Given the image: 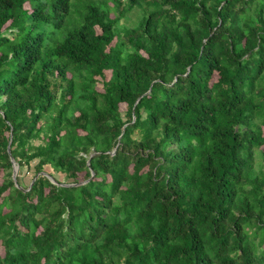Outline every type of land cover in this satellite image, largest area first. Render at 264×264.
<instances>
[{"label": "trees", "instance_id": "trees-1", "mask_svg": "<svg viewBox=\"0 0 264 264\" xmlns=\"http://www.w3.org/2000/svg\"><path fill=\"white\" fill-rule=\"evenodd\" d=\"M0 242L264 264V0H0Z\"/></svg>", "mask_w": 264, "mask_h": 264}, {"label": "water", "instance_id": "water-1", "mask_svg": "<svg viewBox=\"0 0 264 264\" xmlns=\"http://www.w3.org/2000/svg\"><path fill=\"white\" fill-rule=\"evenodd\" d=\"M8 153L11 156V141L9 142V145H8ZM12 162L14 163L13 159H12ZM17 172H18V167L14 164V171H13V179L14 180H16Z\"/></svg>", "mask_w": 264, "mask_h": 264}, {"label": "rangeland", "instance_id": "rangeland-1", "mask_svg": "<svg viewBox=\"0 0 264 264\" xmlns=\"http://www.w3.org/2000/svg\"><path fill=\"white\" fill-rule=\"evenodd\" d=\"M31 177H32V175L27 176V178H26L27 184L30 183ZM3 253H4V249H3V246L1 245V242H0V255H2Z\"/></svg>", "mask_w": 264, "mask_h": 264}]
</instances>
